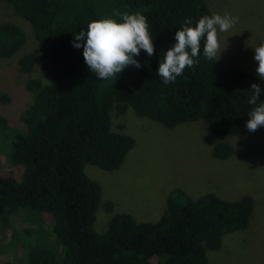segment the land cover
Here are the masks:
<instances>
[{"label":"trees","instance_id":"obj_1","mask_svg":"<svg viewBox=\"0 0 264 264\" xmlns=\"http://www.w3.org/2000/svg\"><path fill=\"white\" fill-rule=\"evenodd\" d=\"M33 27L40 52L20 59L26 73L44 69L52 83L26 84L35 94L20 117L25 129L8 139V158L23 168L22 178L0 175V227L6 230L17 211L25 210L40 226L18 239L26 264H209L208 251L222 248L224 237L247 230L255 211L251 196L229 201L206 194L193 199L173 191L168 208L155 223L115 214L105 233L96 231L101 185L85 172L87 165L112 172L120 169L135 146L132 136L117 132L112 115L132 108L167 128L203 122L215 135L249 136L247 103L258 76L240 68H222L203 56L176 81L164 84L160 61L174 46L175 33L187 19L193 25L213 13L205 0H7ZM145 15L155 54L141 53L140 69L128 66L118 79L100 80L85 63L74 36L113 13ZM27 41L12 23H0V58H10ZM264 101V94L261 95ZM259 103V102H258ZM12 129L0 117V134ZM7 139V140H8ZM233 149L218 143L213 156L226 160ZM107 210H113L108 203ZM47 215L50 224L34 214ZM36 218V219H35ZM34 234L41 240L29 243ZM47 236V238H46ZM53 240L49 243L48 240Z\"/></svg>","mask_w":264,"mask_h":264},{"label":"rangeland","instance_id":"obj_2","mask_svg":"<svg viewBox=\"0 0 264 264\" xmlns=\"http://www.w3.org/2000/svg\"><path fill=\"white\" fill-rule=\"evenodd\" d=\"M205 1L212 13L238 17L231 30L219 34L222 54L215 58L218 66L240 68L257 76L254 48L264 44V0ZM0 23H12L27 36L19 52L0 58V117L6 118L12 129L0 134V175L20 181L23 168L8 158V137L25 129L20 117L35 99L26 84L39 80L48 85L52 78L40 67L29 73L21 70L20 59L37 55L40 49L32 25L7 0H0ZM112 126L115 131L132 136L135 146L116 171L107 172L93 165L85 168L86 174L102 188L97 232L105 233L118 213L130 214L139 222L159 221L168 208L171 193L177 189L193 199L210 193L229 201L251 196L255 211L249 228L225 236L222 248L208 251L207 257L209 264H264V129L249 136L219 137L201 121L171 129L138 116L132 108L123 115L114 113ZM218 143L231 145L230 158L213 156ZM108 203L113 205L111 212L107 210ZM34 216L42 218L46 226L51 222L47 215ZM32 218L28 211L20 210L10 220V227H0V264H26V249L17 243L26 230L40 226ZM36 240L41 238L34 234L29 243Z\"/></svg>","mask_w":264,"mask_h":264},{"label":"clouds","instance_id":"obj_3","mask_svg":"<svg viewBox=\"0 0 264 264\" xmlns=\"http://www.w3.org/2000/svg\"><path fill=\"white\" fill-rule=\"evenodd\" d=\"M119 17L104 18L91 22L86 31H80L73 39V47L83 48V57L92 74L100 80L118 79L128 66L140 69L142 65L136 59L141 50L148 56L155 54L154 41L149 31L148 19L136 12L133 14L113 13ZM238 23V17L231 14L213 13L199 18L195 26L192 19H187L180 30L175 33L174 46L166 51L163 61H160L158 75L164 84L176 81L184 74L186 68L199 64L203 41V56L214 60L221 56L220 33L228 32ZM255 69L258 78L264 81V44L254 48ZM247 103L254 106L248 113L246 128L256 132L264 126V101L261 95L264 88L253 83L250 87ZM259 102V103H258Z\"/></svg>","mask_w":264,"mask_h":264}]
</instances>
